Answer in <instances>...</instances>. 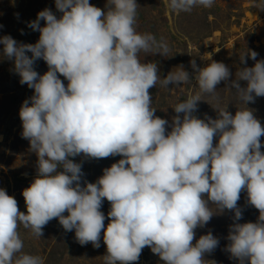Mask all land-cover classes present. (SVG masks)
Listing matches in <instances>:
<instances>
[{"label": "clouds", "instance_id": "1", "mask_svg": "<svg viewBox=\"0 0 264 264\" xmlns=\"http://www.w3.org/2000/svg\"><path fill=\"white\" fill-rule=\"evenodd\" d=\"M213 3L166 0L173 12ZM138 6L136 0H106L104 9L89 0H55L59 17L45 8L27 23L40 33L36 43L0 37L3 58L13 62L20 84L34 90L19 117L22 138L37 156L36 176L22 190L26 213L0 188V264H42L22 251L18 229L42 237L53 219L65 232L74 230L82 246L99 248L103 230L104 264H133L145 247L164 264H205L219 238L208 231L193 244L195 230L225 210L233 222L224 250L238 264H264V127L246 107L264 97V59L250 49L240 55L241 64L248 57L254 66L238 69L228 87L245 107L233 115L211 105L215 119L194 113L201 95L218 100L217 85L229 82L231 72L222 62L200 68L191 61L199 91L173 107L170 123L155 115L149 89L192 78L179 65L161 79L156 62L141 61V52L167 57L170 48L163 37L137 32ZM254 6L264 10V0ZM41 59L48 68L42 75L34 68ZM118 155L95 182L83 179L82 162L71 159ZM241 192L259 211L255 222L239 223Z\"/></svg>", "mask_w": 264, "mask_h": 264}, {"label": "rangeland", "instance_id": "2", "mask_svg": "<svg viewBox=\"0 0 264 264\" xmlns=\"http://www.w3.org/2000/svg\"><path fill=\"white\" fill-rule=\"evenodd\" d=\"M90 4L101 9L105 8L106 0H89ZM137 8L136 30L139 33H151L157 39L161 37L168 43L170 52L167 57L159 54H145L141 52L142 62H156L161 79L172 69L183 65L189 72L190 81L179 86L156 87L149 89L152 96L156 116L169 120L176 115L173 107L189 96L195 95L199 89L194 79V70L191 61L195 60L200 68L207 66L211 61L224 63L230 70L229 82L222 81L217 85L216 96L201 95L198 110L194 113L203 119L204 115L215 119L216 111L212 106L227 107L235 115L238 108L245 105L240 101L234 88L228 83L236 79V72L242 67H252L255 61L246 57V65L240 63V55L247 50L258 53L257 60L264 59V10L254 6L256 0H214L211 7L197 6L191 12H173L166 6V0H136ZM50 8L59 17L55 0H0V37L10 35L18 42L36 43L40 33L27 27V23L35 20L39 11ZM18 14V16H17ZM44 22L41 21V27ZM23 30V34H21ZM3 45H0V188L13 196L18 202L20 211L26 213V205L22 190L27 188L36 176L37 156L30 151L29 141L22 138V122L19 110L22 102L33 95L32 89L21 85L20 77L13 71V62L2 56ZM28 55H31L28 53ZM41 75L48 68L41 59L34 65ZM59 75V74H58ZM61 80L67 85L68 81L62 76ZM241 86L246 82L240 81ZM212 105V106H211ZM246 107L253 110L254 115L264 127V97H257L255 102H249ZM182 115V114H181ZM170 131V128L168 129ZM264 144V136L261 137ZM214 138V145L216 143ZM264 152V147L261 148ZM121 156L87 159L82 161L81 156L71 158L74 162H82L83 179L95 182L103 174V169L118 162ZM247 194L241 192L238 206L243 209V218L239 223L255 222L259 211L246 204ZM213 211H216L214 205ZM110 203L105 199L101 211L107 217ZM67 215V213H65ZM233 213L225 210L213 215L210 222L195 230L193 244L201 235L211 231L219 238V246L210 254H205V264H238L224 249L228 244L226 239L229 225L232 224ZM108 219L105 220L107 226ZM20 238L24 247L22 251L37 255L42 264H104L106 245L101 232L100 247L94 248L91 243L80 245L75 239L74 230L65 232L58 219L50 221L43 229V236H33L30 230L21 226ZM133 264H164L159 257L153 254L150 248L145 247L137 262Z\"/></svg>", "mask_w": 264, "mask_h": 264}]
</instances>
